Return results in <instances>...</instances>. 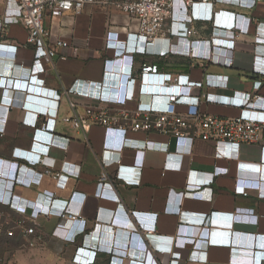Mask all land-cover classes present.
<instances>
[{"label": "crops", "instance_id": "0c3cea01", "mask_svg": "<svg viewBox=\"0 0 264 264\" xmlns=\"http://www.w3.org/2000/svg\"><path fill=\"white\" fill-rule=\"evenodd\" d=\"M105 1L87 5L78 16L46 17L49 42L63 39L70 45L59 48L52 64L46 66L47 73L39 78L43 80L42 88L29 90L37 99L59 101L58 118H50L48 130L43 131L44 118L24 107L26 95L15 90L16 83L12 80V77L23 76L26 67L33 64L42 50L27 44V31L14 23L17 5L11 0H0V43L18 46L17 53L0 51V172L3 168L6 172L14 171L12 166L4 167V160H11L16 166L20 161L24 163L18 170L17 182L8 184L13 192L10 200L0 201V238L5 239L0 244L7 256L4 264H69L75 256L81 258L84 251L94 249L97 254L92 264H112L110 247L114 228L117 229L114 255L119 258L130 256L134 261L143 259L147 264H169L174 258L186 264H252L258 252L264 264V179L260 188L251 189L248 195L240 194L235 182L237 173L250 180L261 177L263 146L239 148L220 141L179 137L169 143L168 136L155 130H132V119L122 120L127 130L112 128L107 137L99 124H92L84 131L64 122L65 116H73L75 112L91 121L86 111L94 102L82 96L90 88L96 93L100 83L106 102H123L127 94L129 98L134 97L125 106L130 110L137 108L138 101L143 111H159L166 106L165 96L142 90L139 79L127 85L126 78L104 73V58L110 54L105 53L108 30L119 32L125 38L127 28L135 31L138 27L136 20L113 5H106ZM238 14L260 19L252 26L250 35L235 36ZM190 16V12L177 8L174 19L184 22ZM170 24L171 19L167 18L160 38L147 44L141 42L135 55L136 68L147 64L157 66L161 73L178 74L183 80L188 77L203 81V90L224 87L229 94L230 90L249 92L252 80L257 78L251 63L259 45L257 68L264 73V42L257 44L253 34L256 31L264 40V1L254 8L247 1L242 6L218 5L212 21L196 24L197 34L191 37L195 52L191 57L176 52L187 44L166 31ZM214 44L232 51V66L224 63L226 52L215 51ZM211 58L219 61L212 63ZM5 78H8L7 86L3 84ZM70 90L78 93V97H73L75 110L67 95ZM261 94L264 96V84ZM239 95L236 106L201 100L197 109L203 114L234 117L247 105ZM186 101L194 105L198 102L195 97ZM251 108L264 110V99L255 101ZM188 109L186 105L177 107L180 114H186ZM109 113L120 115V107H112ZM146 138L154 141V148L147 150L141 160L137 158V145ZM50 143L52 145L48 146ZM14 149L46 156L55 164L53 167L26 164L25 158L12 156ZM169 153L174 157L167 159ZM188 154L192 155L184 158ZM166 163L169 170L163 173ZM215 164L220 173L215 181L198 186L194 178L206 177ZM118 169H121V178H117ZM190 169L198 171L197 176L189 173ZM34 172L44 175L33 180ZM57 174L68 178L65 187L59 186ZM103 174L107 175V180L101 182ZM181 191L185 192L183 209L177 213L173 210L179 206ZM49 193H53L57 201L68 200L69 212L85 219L84 232L76 239L66 238L69 232L79 228L76 224L54 214L37 219L32 216L33 202ZM239 208L254 210L258 223H252L255 216L236 215ZM94 224L103 226L98 237L91 233ZM142 225L157 232L148 240L150 251L128 250L130 232ZM25 227L35 228V234L29 236L36 240L34 246L26 240ZM177 230H181L183 236L176 244L173 234ZM158 252L167 254L159 257ZM118 263L135 264L128 260Z\"/></svg>", "mask_w": 264, "mask_h": 264}, {"label": "built area", "instance_id": "2783aa9c", "mask_svg": "<svg viewBox=\"0 0 264 264\" xmlns=\"http://www.w3.org/2000/svg\"><path fill=\"white\" fill-rule=\"evenodd\" d=\"M17 7L18 12L15 15L14 23L21 25L27 31V44H33L38 46L42 53L37 56L31 66L26 67V73L21 77H12L15 80L16 89L24 92L26 95L24 107L31 112L38 114L44 118V122L41 125V130H48V120L50 118H58V100L44 101L37 99L32 95L29 90L31 88H42L41 83L43 80L39 79L41 74H46L48 68L52 64L54 56L57 54L59 48H67L70 43L67 40L59 39L55 43L49 42L50 30L46 26V17H57L63 18L67 14H73L74 16L80 15L87 5H92L98 2V0H11ZM250 3V7L254 8L264 0H106V5H113L117 9L124 12L132 20H136L138 27L135 31L129 30L125 38H123L119 32L108 30L105 39V53L110 54L104 58V73L106 74H117L127 80V85L135 79H139L142 90H147L151 94L157 95L162 94L166 99V106H162L159 111H143L141 109V103L138 101L137 108L130 110L126 108L128 101L133 100L134 97L129 98L127 94L124 96L123 102L109 103L103 100V85L98 84V91L93 94L91 88L87 94L82 96L93 100V104L87 108V115L91 121H87L80 114L75 112L73 116H65L64 122L70 124L73 128H80L84 131H88L92 124H99L104 128V136L107 137L112 128L121 130H127V126L122 120L132 119L130 128L135 131H157L162 133L169 138V143L173 138H202L204 140H214L216 142H225L227 144H235L239 148L243 145H259L264 147V110H257L251 108L255 101L263 100L264 96L261 94V88L264 84V73L260 72L258 66V49L259 45L255 49L254 59L251 63V70L257 75V78L252 80V88L249 92L230 90L228 88H207L204 89L203 81L183 80L178 74H165L158 72L157 66H149L142 64L139 68H136L126 57L121 59L120 56L115 55L108 49L111 45H115L118 40L123 44L127 42L129 45L136 47L139 50L141 42L144 44L150 43L151 41L160 38V33L163 31V27L167 18L171 19V24L166 31L173 36L184 41L187 45L184 49L176 50L177 53L186 56H193L195 52V46L191 37L197 34L196 24L199 21H212L215 14V9L218 5L225 6H242L245 2ZM213 5V6H212ZM177 8L195 13V17L199 20H192L189 17V23L176 21L174 19ZM247 24L243 25L242 23ZM260 22L258 18H252L245 16L244 14H238L237 22L234 27L235 36H245L252 33V26L255 27ZM254 39L257 44L264 42V40L255 31ZM213 40H216L213 37ZM213 49L215 51L224 50L227 57L224 63L228 66L234 64L232 51L223 48L219 44H214ZM0 51H7L17 53L18 46L12 45L6 42L0 43ZM212 63H216L219 60L211 58ZM259 73V74H258ZM8 78H5L4 85L7 86ZM127 93V92H126ZM93 94V96H92ZM247 102L246 107L240 110V114L234 117H222L210 114H203L197 106L201 100L210 101L211 103H224L229 106H236L237 100L240 95ZM70 99V105L75 110L76 102L73 97H78L77 91L70 90L67 92ZM195 97L197 99L196 105L189 103L186 99ZM53 105L45 106L46 104ZM186 105L189 107L186 114H180L177 111V107ZM112 107H120V115L113 116L109 113ZM132 114V118H131ZM140 144L137 145V153L139 159H143L144 153L154 148V141L149 138L140 140ZM50 143L48 146H51ZM25 158V163L28 164H42L54 166L55 162L51 158L37 154H28L22 150L14 149L12 156ZM192 154L185 155L184 158L190 157ZM174 157V154L169 153L167 159ZM136 158V159H137ZM4 167L12 166L13 172H6L5 168L0 172V201L6 202L10 200L12 190L8 189V184H15L17 182L18 170L24 164L20 161L19 168L11 163V160H4ZM219 166L214 165L211 172L207 173V176L197 180L194 178V182L198 186L210 185L215 181V178L220 174ZM169 170L168 163L164 166V172ZM46 173H50L47 169ZM189 173L197 176L198 171L190 169ZM121 169L117 171V178H121ZM225 174V173H224ZM44 174L34 172L33 180L42 177ZM58 180L59 186H66L68 178L63 174L55 175ZM264 179V169L262 175L256 180H250L242 178L238 173L235 177L236 189L240 194L248 195L251 189H259ZM107 180V175L103 174L100 181ZM179 194V206L174 212L180 213L183 209V199L185 192L181 191ZM53 193L42 194L39 200L33 202L31 208L32 216L36 219L42 215H57L62 220H67L79 226L75 231L69 232L66 236L67 240L72 241L76 239L75 236L83 233V227L85 219L69 212L68 203L63 201H57ZM26 207L23 212L27 210ZM236 215H251L255 216L252 220L253 224L258 223V215L254 214V210L247 208H239L236 210ZM103 230V226L100 224L95 225L91 231L94 236H100ZM13 235V232L9 233ZM24 234L26 240L30 246H34L36 243L35 239H31L29 236L35 234L34 227L24 228ZM155 229L147 228L145 225L139 226L132 230L129 234L127 248L133 252L147 253L150 251L149 238L156 235ZM183 236L181 230H177L173 237L176 239V244ZM117 229L114 228V238L110 247L111 256L113 260L112 264H119L120 261H133L135 264H147L145 260H133L130 256L125 258H119L114 255L116 247ZM138 239L136 243L135 240ZM176 246V245H175ZM83 252V251H80ZM84 255L80 258L75 256V261L72 260L69 264H92L95 261L97 250L84 251ZM166 252H158L157 255L165 256ZM262 254L258 253L251 260L252 264H263L260 261ZM169 264H186V261L175 260V258Z\"/></svg>", "mask_w": 264, "mask_h": 264}, {"label": "clouds", "instance_id": "9594fccd", "mask_svg": "<svg viewBox=\"0 0 264 264\" xmlns=\"http://www.w3.org/2000/svg\"><path fill=\"white\" fill-rule=\"evenodd\" d=\"M191 18L192 20H199L197 17H195L194 12L191 13ZM185 22L189 23L190 21L186 20ZM108 49L112 51L115 55L120 56L121 59H125L127 57L133 66L135 64V55L139 52L136 47L129 45L128 42L126 44H123L122 42H120V40H118L115 45H111L110 47H108ZM17 168H19V166H17Z\"/></svg>", "mask_w": 264, "mask_h": 264}, {"label": "rangeland", "instance_id": "374dc122", "mask_svg": "<svg viewBox=\"0 0 264 264\" xmlns=\"http://www.w3.org/2000/svg\"><path fill=\"white\" fill-rule=\"evenodd\" d=\"M4 242L5 239L0 238V243ZM3 244H0V264H4V257H7L6 254H4V251L2 249Z\"/></svg>", "mask_w": 264, "mask_h": 264}]
</instances>
